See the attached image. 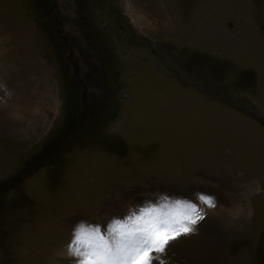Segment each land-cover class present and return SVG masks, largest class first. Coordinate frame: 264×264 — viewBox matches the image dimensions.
I'll list each match as a JSON object with an SVG mask.
<instances>
[{"label":"rangeland","instance_id":"rangeland-1","mask_svg":"<svg viewBox=\"0 0 264 264\" xmlns=\"http://www.w3.org/2000/svg\"><path fill=\"white\" fill-rule=\"evenodd\" d=\"M0 113V264L177 201L163 264H264V0H0Z\"/></svg>","mask_w":264,"mask_h":264},{"label":"snow or ice","instance_id":"snow-or-ice-1","mask_svg":"<svg viewBox=\"0 0 264 264\" xmlns=\"http://www.w3.org/2000/svg\"><path fill=\"white\" fill-rule=\"evenodd\" d=\"M199 199L215 206L211 197ZM202 219L195 205L177 201L175 209L164 205L129 216L127 222L116 219L107 235L100 226L81 224L73 232L68 255L75 264H155L157 257H161L159 264H163L169 245L181 236L195 233V226Z\"/></svg>","mask_w":264,"mask_h":264},{"label":"bare ground","instance_id":"bare-ground-1","mask_svg":"<svg viewBox=\"0 0 264 264\" xmlns=\"http://www.w3.org/2000/svg\"><path fill=\"white\" fill-rule=\"evenodd\" d=\"M140 16V14H139ZM144 20V18H143ZM1 115V113H0ZM1 120V119H0ZM241 210V209H239ZM226 233V232H225ZM200 234V233H199ZM216 235V234H215ZM210 236V235H209ZM198 239V243H195V245H197L196 247H194L195 245H192V247L190 248V251L191 252H194L196 251L197 249V252L198 254H200V256L203 258V257H206L205 255H208V252L211 251V249L213 250L215 245H217L218 243V239L217 242H214L212 241L211 237L208 238V236L206 234H200V235H197V237H195ZM221 241V240H220ZM188 254V258L189 259H193L192 256L190 255L191 253H187ZM194 254V253H193ZM195 255V254H194ZM199 256V255H198ZM194 257V256H193Z\"/></svg>","mask_w":264,"mask_h":264}]
</instances>
